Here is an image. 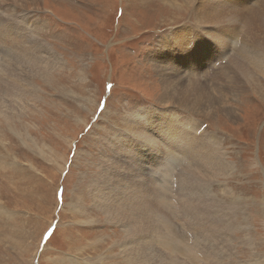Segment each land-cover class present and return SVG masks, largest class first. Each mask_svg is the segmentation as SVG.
Here are the masks:
<instances>
[{
	"label": "rangeland",
	"instance_id": "374dc122",
	"mask_svg": "<svg viewBox=\"0 0 264 264\" xmlns=\"http://www.w3.org/2000/svg\"><path fill=\"white\" fill-rule=\"evenodd\" d=\"M241 4L247 10L248 4ZM174 8L164 0H0V33L17 40V34L11 33H16L13 27L27 26L28 32L22 27L18 35L25 32L28 41L42 43L62 64L47 78L30 76L28 66L33 59L18 57L16 61L14 52L0 48V74L8 73L9 66L11 75L24 70L18 73L27 77L29 86H37L35 99L11 92L7 85L0 94V100L7 104L0 110L14 108L15 112L0 113V264H137L141 257L151 255L162 257L165 264H264L263 77L247 82L233 98L236 120L224 115L223 100L211 115L184 107L175 109L176 115L189 118L197 129L216 134L223 144L224 161L229 162L232 172L214 177L207 188L223 206L220 215L224 223H214L217 216L209 222L227 227L225 212L231 209L233 241L220 232L211 236L203 231L196 213L186 215L179 205L174 214L156 208L154 204H160L157 195L150 204L146 198L157 213L152 226L157 236L140 241V248H134L137 253H126L134 260L128 262L121 249L132 247L118 222L123 221L124 210L123 217L108 221L106 212L93 205L88 193L89 184L112 156V144L107 141L123 131L124 118L150 105L173 108L170 103L158 102L164 70L157 68V74L150 55L158 53L160 40L170 36L174 27L194 24L192 7ZM230 18H236L232 12L223 22ZM243 47L249 53L246 43ZM178 49L174 42L161 52L167 51L168 67L174 65ZM227 59H221L223 64ZM239 59L244 62L243 57ZM22 63L25 68L19 66ZM204 78L198 76L213 98L218 83L228 85L224 75L216 80L207 72ZM157 153L162 158H156ZM170 154L178 170L194 163L191 157ZM153 158L155 163L165 161L158 150ZM151 168H139L133 177L132 167L127 179L140 178L142 186L152 189L147 171L156 169ZM161 170L157 168L156 176L166 180L170 198L182 201L178 175L172 176L171 169L163 177ZM107 171L102 181L111 179L112 172ZM174 226H181L180 232ZM152 228L147 234H152ZM211 237L224 245V254L202 261L206 248L214 246Z\"/></svg>",
	"mask_w": 264,
	"mask_h": 264
},
{
	"label": "bare ground",
	"instance_id": "6f19581e",
	"mask_svg": "<svg viewBox=\"0 0 264 264\" xmlns=\"http://www.w3.org/2000/svg\"><path fill=\"white\" fill-rule=\"evenodd\" d=\"M164 1L170 6L179 9L183 6L192 7L193 12H195L194 24L188 26L181 24L178 27H174L170 36L162 38L159 45L157 42L158 53L154 52V54L150 55L153 63H155L157 74L160 75V71L157 68L164 70L163 74L160 75L162 93L158 102L163 104L170 103L173 108L150 105L151 107L139 108L136 113L126 116L123 122V131L115 136H110V141H107L112 144L108 143L112 146V156H110L109 160H105V163L101 166V172L100 174L98 173L97 179L95 178L89 184L88 193L92 197L93 205L106 212L108 221L123 217L122 210H124L123 221L118 222L126 231L125 238L132 247L129 250L124 247L121 249V256L128 262L134 261L130 260L128 255L137 253L134 248H140V241L145 240V237L157 236L156 229L152 228L157 219V213L148 205V203H152L151 200L153 198H157V195L159 196L160 204L155 203L154 206L156 208L162 207L166 209V212L168 210V212L173 213L179 205L186 215L196 213L202 222L203 231L205 229L211 236L220 232L222 236L233 241L231 232L234 229V220L232 219L233 215L232 217L230 216L231 209L225 212V217L228 220L226 223L227 227H220L209 222V220L217 216L218 218L215 219L214 223H224L220 215L223 206L218 200L214 199L216 197L215 193L213 194L210 189L212 196L208 193V186L214 177H225L232 172L229 169V167L232 168L229 166V162L224 161L223 144L216 138V134L197 129L195 123L189 118L176 115L175 109L184 107L196 111L201 110L207 115H211V111L215 106L222 103L225 108V111H223L224 115L229 119L236 120L238 113L232 103L233 98L236 97L237 93L241 91L247 82H253L257 76L264 78V0ZM241 1L248 4L247 10L241 4ZM253 11L254 13H252ZM230 12L236 18H230L229 22H223L224 17L229 15ZM22 27H24L23 31L26 30L28 32L27 26H14L16 33L14 31L11 32L14 35L17 34V40L8 33H3L4 31L0 33V48L3 49L4 47L6 51L11 50L14 52L13 54L16 56H13V59H16V61H18V57L33 59L30 66H28L31 71L30 76L38 75L41 78H47L52 69H57L62 65L61 61L54 53L45 50L42 43L36 40L28 41L30 38L27 39L25 37V32L18 35L19 33L17 32L22 30ZM218 37L225 40L226 44ZM174 42L177 43L180 49L177 51V57H174V65H171V68L167 66L170 63L167 51L161 52L166 49L167 45ZM245 43L248 46L249 53L243 47ZM240 56L244 58L243 63L239 59ZM226 57L228 59L223 64L221 59ZM5 58L3 57V60ZM19 66L22 68L26 67L25 63L19 64ZM197 69V75L203 80H205L204 75L207 72L214 76L216 80L224 75L226 79L224 80L228 81V85L220 86L218 83L214 91L216 96L213 98L194 73ZM17 71L23 72L24 70ZM27 71L28 69L26 68L25 72ZM11 72V66H9L8 73L0 74V94L2 86L7 85L11 92L29 95V97L31 96L32 99H35L37 94L36 85L29 86L25 81L27 77L24 79L22 73L17 72V74L11 75ZM2 75L6 76L5 80L2 79ZM223 95L225 96L224 99L222 98ZM22 99L23 97L20 100ZM221 100L225 101L226 104ZM0 106H7V104L0 100ZM222 108L220 106V109ZM13 109L5 108L0 110V113L14 114ZM214 110L217 111V109ZM178 141L185 144V147H181L182 145L180 146L181 143L179 144ZM174 143L176 146H173ZM160 145L163 146L160 147ZM157 150L162 152L164 162L155 163L153 154ZM170 151L191 157L194 160H192L193 164H186L184 168L177 169L175 173L178 175V192L183 193L182 201L170 198V190H167L164 184L166 180H161L157 177L158 175L156 176L158 167L164 170L165 174L163 177L170 173V165H172L170 160L172 158L168 155ZM158 156L162 158L161 154L157 153L155 157L158 158ZM112 157L113 160L111 162ZM144 159H147L148 162ZM152 161L153 163H151ZM149 165L156 169L147 171L151 175L150 179L154 188L150 189L142 186L140 178H137L136 181L127 179L128 170L132 169V167H135V169L132 171L131 176L134 174L137 176L139 168H147ZM107 170L112 172L111 179L102 181ZM196 170L199 172L198 174H195L194 171ZM117 172H119V175ZM169 207L172 209H169ZM118 209H120V212H118ZM151 228L152 234H147ZM211 240L214 246L210 249L206 248V256L202 258V261L216 260L215 258H218V254H224V245L216 243L213 237H211ZM211 240H209V245ZM217 244L219 248L216 247ZM142 246L145 250L148 248L147 244ZM172 250L174 251L175 249L172 248ZM134 259L138 260L137 257ZM137 264L165 263L162 257L151 255L150 257H141Z\"/></svg>",
	"mask_w": 264,
	"mask_h": 264
}]
</instances>
